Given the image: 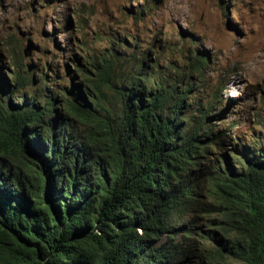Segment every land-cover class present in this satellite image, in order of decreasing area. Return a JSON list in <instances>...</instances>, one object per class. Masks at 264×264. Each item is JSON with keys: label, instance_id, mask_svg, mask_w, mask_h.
I'll use <instances>...</instances> for the list:
<instances>
[{"label": "trees", "instance_id": "1", "mask_svg": "<svg viewBox=\"0 0 264 264\" xmlns=\"http://www.w3.org/2000/svg\"><path fill=\"white\" fill-rule=\"evenodd\" d=\"M123 43L68 83L0 70V264H264V134L200 100L206 55Z\"/></svg>", "mask_w": 264, "mask_h": 264}, {"label": "rangeland", "instance_id": "2", "mask_svg": "<svg viewBox=\"0 0 264 264\" xmlns=\"http://www.w3.org/2000/svg\"><path fill=\"white\" fill-rule=\"evenodd\" d=\"M119 41L126 58L158 55L162 66L183 68L194 53L206 55L200 100L215 96L216 121L230 137L263 136L264 0H0L4 76L21 62L68 83L77 78L74 62L89 66Z\"/></svg>", "mask_w": 264, "mask_h": 264}]
</instances>
